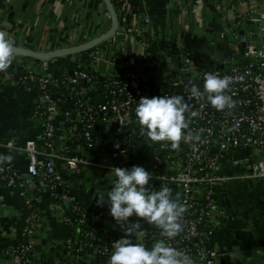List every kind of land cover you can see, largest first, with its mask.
<instances>
[{
  "label": "built area",
  "instance_id": "1",
  "mask_svg": "<svg viewBox=\"0 0 264 264\" xmlns=\"http://www.w3.org/2000/svg\"><path fill=\"white\" fill-rule=\"evenodd\" d=\"M110 1L117 16L116 30L86 50V56L80 52L58 57L71 73L51 74L55 58L38 59L34 64L15 58L0 72V90L6 84L34 89L33 116L41 120L37 138L23 144L0 141V155L2 151H21L29 160L26 176L13 164H0V186L19 188L23 201L20 220L24 219V240L11 243L4 252L11 264H31L29 237L38 219L31 186L43 181L51 190L58 218L71 229L66 249L72 260L65 264H88L87 255L100 257L107 264L113 242L120 239L106 228L114 220L110 206L106 203L95 212L85 210L76 200L69 176L83 169H102L115 180L113 167L139 166L133 160L136 143H152L141 134L136 118L139 99L181 95L191 110L199 112L191 118L188 130L199 139L182 141L179 150L153 142L152 168L147 171L153 177L151 185L161 182L179 188L180 202L187 206L181 220L183 230L168 240L156 226L143 227L146 231L141 241L164 239L192 256L196 264H216L229 252H211L205 247L216 215L214 189L232 179L264 181V15L259 1L166 0L170 9L192 2L196 16L207 5L225 8L218 36L237 49L217 55L209 64L202 63L197 52L189 51L182 39H159L152 32L149 12L153 0ZM7 14L6 0H0L1 29ZM105 17L112 18L109 9ZM169 57L173 68L158 69V59L169 62ZM209 72L231 78L228 94L236 101L235 108L218 111L206 98L190 95L193 84L203 90V77ZM222 161L241 172L220 174ZM15 224L12 235L8 233L14 240L19 235ZM99 224L100 229L93 227ZM132 239L138 242L136 237Z\"/></svg>",
  "mask_w": 264,
  "mask_h": 264
},
{
  "label": "crops",
  "instance_id": "2",
  "mask_svg": "<svg viewBox=\"0 0 264 264\" xmlns=\"http://www.w3.org/2000/svg\"><path fill=\"white\" fill-rule=\"evenodd\" d=\"M259 1V10L264 15V0ZM215 7V6H214ZM8 11L7 22L0 28L14 41L17 47L34 52L62 49L94 41L108 33H114V21L105 17L108 9L106 0H6ZM225 8L210 5L204 7L202 14L196 16L193 3L186 2L181 9H170L166 4L150 1L151 30L159 39L168 36L178 37L186 43L189 51L197 52L200 61L209 64L217 55L220 57L236 51V45H228L218 36L223 27L222 14ZM231 17L233 14L229 12ZM179 26V30L176 27ZM196 34L199 37H196ZM86 38V39H82ZM200 42V50H193V43ZM192 44V46L190 45ZM190 45V47H189ZM212 46L214 50L207 49ZM203 48V49H202ZM211 49V48H210ZM18 61L34 64L35 57L15 53ZM169 62L158 59V69H167ZM67 63L54 61L51 74L61 75L68 72ZM35 91L15 84H6L0 90V141L13 140L23 144L28 139L39 136L41 120L33 116ZM109 139V138H108ZM153 145L145 140L135 145L134 163L146 170L152 168ZM2 155H11L13 164L21 175L28 174V157L24 152L2 151ZM241 169L222 161L220 174L233 175ZM72 191L82 207L95 212L98 207L93 198L95 192H107L112 186L114 177L102 169H83L69 176ZM151 187L159 189L167 186L172 189L173 197L179 188L173 184L164 185L157 182ZM31 189L36 193L35 209L38 212L37 226L29 242L32 245L31 264H65L72 260L68 257L66 239L71 229L58 218L53 208L51 190L45 182L33 184ZM105 201L108 197H104ZM216 215L213 218L211 231L205 240V247L211 252L227 251L229 255L217 259L216 264H264V181L253 179H232L224 181L214 189ZM22 198L19 188L0 186V264H11V259L4 252L3 242L14 240L11 228L21 218ZM142 227H151L146 221L136 217ZM108 233L117 238L124 236L119 225L113 220L106 224ZM12 235V234H11ZM4 238V239H2ZM138 242L151 248L155 240ZM3 240V241H2ZM88 264H104L100 257L87 255Z\"/></svg>",
  "mask_w": 264,
  "mask_h": 264
},
{
  "label": "clouds",
  "instance_id": "3",
  "mask_svg": "<svg viewBox=\"0 0 264 264\" xmlns=\"http://www.w3.org/2000/svg\"><path fill=\"white\" fill-rule=\"evenodd\" d=\"M14 41L4 31H0V72L6 71L14 62ZM203 90L193 84L190 95L205 99L218 111L232 109L236 101L228 94L232 80L229 76L205 73ZM135 114L141 134L162 147L179 150L182 141L199 139L189 130L191 118L199 116L198 111L190 109L181 95H162L139 99ZM11 155H0V164L11 163ZM111 172L116 179L111 190L95 192L94 199L98 207L106 203L110 206V215L119 225L124 236L113 242V252L107 264H196L188 253L170 246L164 239L157 240L151 248L142 242H133L132 237L142 236L145 229L139 220L131 222L134 215L154 225L168 240L177 237L183 230L181 220L187 206L180 202L179 193L173 197L172 189L150 186L152 175L142 166L130 169L113 167ZM109 199L105 201L104 197Z\"/></svg>",
  "mask_w": 264,
  "mask_h": 264
},
{
  "label": "water",
  "instance_id": "4",
  "mask_svg": "<svg viewBox=\"0 0 264 264\" xmlns=\"http://www.w3.org/2000/svg\"><path fill=\"white\" fill-rule=\"evenodd\" d=\"M107 5H108V9L110 10L111 14H112V20L114 21L113 24V30L114 28L117 26V16H116V12L111 4L110 0H106ZM111 34L113 33H108L107 35L96 39L94 41H90L87 43H83L80 45H76L73 47H68V48H62V49H53L50 51H43V52H34V51H30L29 49L26 48H21V47H17L15 45L13 51L16 54H20V55H25V56H31V57H35L37 59H54V58H58L61 57L63 55H71L73 53H80L86 50L91 49L95 44L103 41L105 38L109 37ZM128 54L131 55V48L128 47ZM69 72L71 73L72 70H69ZM109 199V198H108Z\"/></svg>",
  "mask_w": 264,
  "mask_h": 264
},
{
  "label": "trees",
  "instance_id": "5",
  "mask_svg": "<svg viewBox=\"0 0 264 264\" xmlns=\"http://www.w3.org/2000/svg\"><path fill=\"white\" fill-rule=\"evenodd\" d=\"M154 1H156V0H154ZM158 2H160L162 5H164L167 1L166 0H159ZM134 3H137V1H134ZM212 8H215L214 6V4H212V5H210ZM86 54H87V52L85 51V52H82V56L84 55V56H86ZM100 225L101 224H99V225H95V226H93V227H95V228H98V229H100ZM23 226H24V219L22 218L19 222H18V224H17V227H18V229H19V235H18V237H17V239H15V240H8V239H4V238H2V239H4V240H6V242L4 243L3 242V247L5 248L6 246H8V245H10L11 243H18V242H21V241H23L24 240V238L21 236V233H22V230H23ZM3 241V240H2ZM103 262V261H102Z\"/></svg>",
  "mask_w": 264,
  "mask_h": 264
},
{
  "label": "rangeland",
  "instance_id": "6",
  "mask_svg": "<svg viewBox=\"0 0 264 264\" xmlns=\"http://www.w3.org/2000/svg\"><path fill=\"white\" fill-rule=\"evenodd\" d=\"M179 29H180L179 26L176 27V30H179ZM196 37H199V35L196 34ZM82 39H86V38H82ZM191 42L193 43L192 40H191ZM85 43H87V42H85ZM193 44H194V45H193V50H195V49H199V50H200V42H199V41H195V43H193ZM190 45L192 46V44H190ZM190 45H189V47H190ZM212 46H213V45L209 46L207 49H209L210 51H211V50H214V48H212ZM210 48H211V49H210ZM202 49H203V48H202ZM26 57H27V59H28V57H30V56H26ZM60 59H61V57H60ZM55 60L57 61L58 58H55ZM168 60H169L168 68L171 69V68H173V63H172L173 58H172V57H169ZM151 144H152L153 146L155 145L153 142H152Z\"/></svg>",
  "mask_w": 264,
  "mask_h": 264
}]
</instances>
